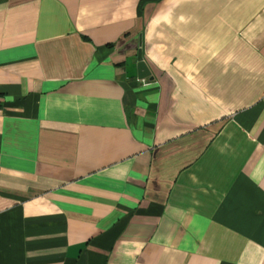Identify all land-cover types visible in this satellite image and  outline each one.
I'll return each mask as SVG.
<instances>
[{"label": "crops", "instance_id": "obj_1", "mask_svg": "<svg viewBox=\"0 0 264 264\" xmlns=\"http://www.w3.org/2000/svg\"><path fill=\"white\" fill-rule=\"evenodd\" d=\"M0 264H264V0H0Z\"/></svg>", "mask_w": 264, "mask_h": 264}, {"label": "water", "instance_id": "obj_2", "mask_svg": "<svg viewBox=\"0 0 264 264\" xmlns=\"http://www.w3.org/2000/svg\"><path fill=\"white\" fill-rule=\"evenodd\" d=\"M138 78L140 80L151 78V73L146 65V63L143 60L142 52H138Z\"/></svg>", "mask_w": 264, "mask_h": 264}]
</instances>
